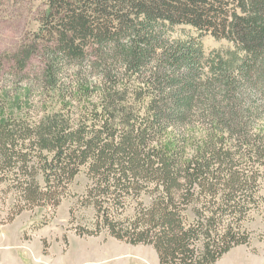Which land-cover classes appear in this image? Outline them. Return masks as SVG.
Masks as SVG:
<instances>
[{
  "label": "trees",
  "instance_id": "trees-1",
  "mask_svg": "<svg viewBox=\"0 0 264 264\" xmlns=\"http://www.w3.org/2000/svg\"><path fill=\"white\" fill-rule=\"evenodd\" d=\"M42 25L38 84L70 105L40 119L0 107L9 221L57 209L85 170L75 207L93 222L81 238L107 231L159 264H216L248 246L264 211V0H50ZM181 25L245 58L208 74L201 45L165 34Z\"/></svg>",
  "mask_w": 264,
  "mask_h": 264
},
{
  "label": "rangeland",
  "instance_id": "rangeland-1",
  "mask_svg": "<svg viewBox=\"0 0 264 264\" xmlns=\"http://www.w3.org/2000/svg\"><path fill=\"white\" fill-rule=\"evenodd\" d=\"M49 1L0 0V107L17 118L64 114L70 105L69 95L45 93L38 84L42 52L51 39L42 25ZM165 32L173 40L201 45L208 74L220 63L235 69L245 58L234 42L216 39L191 26H170ZM87 184L83 170L57 209L25 210L10 221L17 211L13 209L16 198L7 186H0V264H159L150 246L119 242L107 231L98 237L76 234V228L93 222L90 209L75 207ZM71 209H76L74 221ZM247 228L252 234L250 244L235 248L218 264H264V211L253 212Z\"/></svg>",
  "mask_w": 264,
  "mask_h": 264
},
{
  "label": "crops",
  "instance_id": "crops-1",
  "mask_svg": "<svg viewBox=\"0 0 264 264\" xmlns=\"http://www.w3.org/2000/svg\"><path fill=\"white\" fill-rule=\"evenodd\" d=\"M241 247H243V246H241ZM232 251H233V250H232ZM228 254H229V253H228ZM225 256H226V255H225ZM225 256H224V257H225ZM224 257H223V258H224ZM223 258H222V259H223ZM222 259H221V260H222ZM221 260H220V262H221ZM218 263H219V262H217L216 264H218Z\"/></svg>",
  "mask_w": 264,
  "mask_h": 264
}]
</instances>
